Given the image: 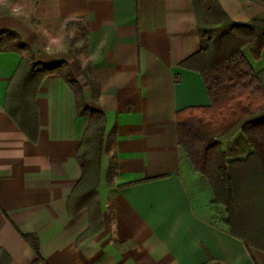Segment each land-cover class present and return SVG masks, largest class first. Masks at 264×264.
<instances>
[{
	"label": "crops",
	"instance_id": "obj_1",
	"mask_svg": "<svg viewBox=\"0 0 264 264\" xmlns=\"http://www.w3.org/2000/svg\"><path fill=\"white\" fill-rule=\"evenodd\" d=\"M220 2L238 22L262 9ZM73 27L84 38L94 95L60 39ZM3 29L18 32L36 60L66 61L88 103L104 112L105 129L103 224L83 238L90 214L71 215L68 198L82 175L77 150L90 117L64 78L49 74L31 141L5 107L21 53L0 51V264H203L205 247L229 264H264L263 250L195 214L180 177L177 112L211 102L201 74L180 65L201 47L193 0H0ZM26 234L37 237L40 261Z\"/></svg>",
	"mask_w": 264,
	"mask_h": 264
},
{
	"label": "trees",
	"instance_id": "obj_2",
	"mask_svg": "<svg viewBox=\"0 0 264 264\" xmlns=\"http://www.w3.org/2000/svg\"><path fill=\"white\" fill-rule=\"evenodd\" d=\"M262 10L246 22L235 21L220 0H193L200 49L180 62L199 72L210 104L188 106L177 112L181 160L180 177L193 211L207 223L240 238L245 246L264 251V0H250ZM21 53L7 89L5 107L31 141L39 136L35 104L44 78L60 74L77 97L79 111L89 124L77 150L82 175L68 198L71 215L90 214L83 238L102 227L99 183L104 147L105 114L86 100L83 86L64 61L34 58L23 37L12 29L0 30V51ZM81 72L98 86L90 67ZM262 125L257 131L250 127ZM36 261L41 260L37 237L26 234ZM203 264H229L205 247Z\"/></svg>",
	"mask_w": 264,
	"mask_h": 264
},
{
	"label": "rangeland",
	"instance_id": "obj_3",
	"mask_svg": "<svg viewBox=\"0 0 264 264\" xmlns=\"http://www.w3.org/2000/svg\"><path fill=\"white\" fill-rule=\"evenodd\" d=\"M60 37H61L60 39H63V41L66 40L70 43L69 44L70 49H71L70 55L75 59V62L77 63V65L86 67L87 56H86V52H85L84 38H82V35L80 33H77L73 27L72 30L69 29V30H67V32H65V33L63 32V34H61ZM74 65L76 66V64H74ZM258 127H260L261 129L263 128L262 125H260V126L256 125L254 127H250L249 129L257 131ZM101 166H102V158H101ZM100 173H101V171H100Z\"/></svg>",
	"mask_w": 264,
	"mask_h": 264
}]
</instances>
